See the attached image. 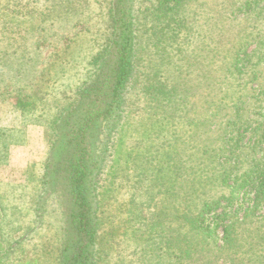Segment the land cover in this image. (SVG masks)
<instances>
[{"label":"rangeland","instance_id":"obj_1","mask_svg":"<svg viewBox=\"0 0 264 264\" xmlns=\"http://www.w3.org/2000/svg\"><path fill=\"white\" fill-rule=\"evenodd\" d=\"M247 1L186 0L161 21L155 0H133L134 71L97 176L99 264H176L180 256L189 264H231L228 256L233 264H264V208L244 219L252 197L207 216L216 229L207 240L203 223L197 229L185 220L229 195L231 181L264 160V94L252 92L249 75L226 77L234 53H251L256 35L264 36V0H251L250 16ZM108 3L0 0V264L26 256L61 264L74 238L70 188L58 178L48 191L44 173L54 122L108 33ZM147 78L176 92L153 94ZM241 94L253 97L238 100ZM242 107L243 121L230 126ZM228 225L235 242L225 240Z\"/></svg>","mask_w":264,"mask_h":264},{"label":"trees","instance_id":"obj_2","mask_svg":"<svg viewBox=\"0 0 264 264\" xmlns=\"http://www.w3.org/2000/svg\"><path fill=\"white\" fill-rule=\"evenodd\" d=\"M155 1L157 10H159L156 17L163 21V18L169 14H164V11L171 10L186 0ZM108 2V33L106 31L101 49L91 60V69L89 72L87 70L88 77L74 89L73 94L76 95L71 104L54 122L55 140L53 139V147L45 167L44 184L48 186V191L54 184H57L58 178L65 181L71 191L70 198L73 208L70 218L73 227L70 230H73L74 238L71 235L67 238L66 242L68 243L62 251L64 256H61V264H99L101 261V257L96 256L95 250L101 228V218L98 217L97 210V203H99L96 194L97 176L105 162L108 149L110 150V142L120 126L124 113V95L134 71L136 45L133 0H108ZM254 2L257 3L256 0ZM243 5H246V15H253L254 9L250 10L253 5L252 1L249 0ZM255 12L258 17L259 12L256 8ZM169 30L171 31L172 27ZM163 31V36H165L166 30ZM263 37L256 35L254 39L258 42L256 49L251 53L244 54L241 51L242 48L233 52L232 63L227 69L228 76H226L235 74L241 78L249 75L251 77L250 85H253L252 92L254 94L259 92L262 95L264 94ZM157 52L162 53L161 50H157ZM255 58L257 60L253 61ZM150 80L147 78V81L150 82L148 87L153 91V94L169 97L170 94L176 92L175 88L170 90L167 88L166 80ZM227 94L226 92L222 95ZM252 97L253 95L250 94H241L237 99ZM16 103L21 107L29 105L23 100H18ZM242 109L243 107L234 120L231 118L230 126H237L239 121H243L245 113L242 114ZM259 112L258 115H261L262 112ZM248 118L245 120L249 121ZM239 127L242 129L243 126ZM262 154L264 155V149ZM255 161L248 170L243 171L242 176L231 181V184L228 185L229 195H223L212 203H206L200 213L190 220L185 216V220L192 228L198 229L197 223L201 226L204 225L203 227L206 229L204 228L205 231L202 235L206 240L207 236H212V233L216 231L213 222L215 217L211 219L207 216L218 213L221 209H224L223 212H225L226 205L231 207L238 204L242 207L245 202L251 201L253 198V205L246 208L244 218L246 220L253 218L252 216L258 208H264V166L262 165L264 160L255 159ZM230 180L231 177L227 176L223 178L222 182L227 183ZM204 216L206 220L202 219ZM177 219L179 220L178 217ZM241 224L239 223V225ZM230 227L233 226L228 225L225 228L227 231L225 240L227 239L228 243L235 242L234 236L229 234ZM234 228L236 230L235 225ZM243 234L245 233L243 232ZM2 244L0 242V250ZM88 244H93L91 251ZM176 258V264H189V262L181 263L180 258L186 259L184 256ZM228 258L233 264V257L228 256ZM35 263L34 258L26 256L25 259L18 260L14 264Z\"/></svg>","mask_w":264,"mask_h":264}]
</instances>
